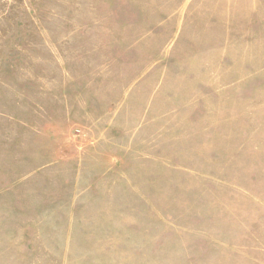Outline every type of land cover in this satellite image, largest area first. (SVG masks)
I'll return each mask as SVG.
<instances>
[{"label":"rangeland","instance_id":"obj_1","mask_svg":"<svg viewBox=\"0 0 264 264\" xmlns=\"http://www.w3.org/2000/svg\"><path fill=\"white\" fill-rule=\"evenodd\" d=\"M189 1L0 0V264H264V0Z\"/></svg>","mask_w":264,"mask_h":264},{"label":"crops","instance_id":"obj_2","mask_svg":"<svg viewBox=\"0 0 264 264\" xmlns=\"http://www.w3.org/2000/svg\"><path fill=\"white\" fill-rule=\"evenodd\" d=\"M201 1L202 0H190L185 7L181 6V8L179 9V12L188 13V14L195 13L196 15L199 12H207L208 18L204 23L216 24V19L214 17V14L216 13L217 4L215 3V0H211V1L210 0H204L202 2ZM227 5L230 7L232 6L231 3H228ZM263 10H264V8L261 9L260 12H263ZM184 24H199V20L197 19V17H195V19H194V17L191 15V17L189 16L187 18V20H186V22H184ZM256 24H263V21L262 22L257 21ZM193 69H195V63L193 64ZM182 77H184V76H182ZM255 120H257V118H255ZM257 149H258V147L255 144V147L253 148V150L257 152ZM258 155L259 154L256 153L255 156L253 157V160H252V163H254L255 167H258ZM241 165H242V159H241Z\"/></svg>","mask_w":264,"mask_h":264}]
</instances>
